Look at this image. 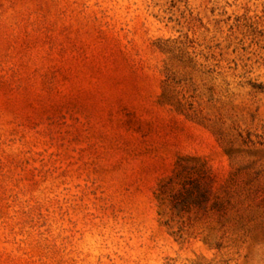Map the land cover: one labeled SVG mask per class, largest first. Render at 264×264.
Returning <instances> with one entry per match:
<instances>
[{
	"label": "rangeland",
	"instance_id": "obj_1",
	"mask_svg": "<svg viewBox=\"0 0 264 264\" xmlns=\"http://www.w3.org/2000/svg\"><path fill=\"white\" fill-rule=\"evenodd\" d=\"M0 264H264V0H0Z\"/></svg>",
	"mask_w": 264,
	"mask_h": 264
}]
</instances>
